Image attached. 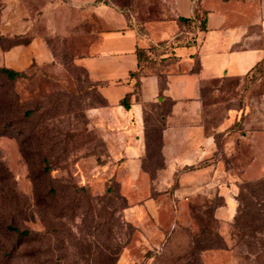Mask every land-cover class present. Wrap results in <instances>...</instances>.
I'll return each mask as SVG.
<instances>
[{"label": "rangeland", "instance_id": "374dc122", "mask_svg": "<svg viewBox=\"0 0 264 264\" xmlns=\"http://www.w3.org/2000/svg\"><path fill=\"white\" fill-rule=\"evenodd\" d=\"M50 2L59 0H0V33L27 24L25 38L41 36L51 54L5 85L9 106L0 93V264H264V63L223 92L204 87L206 104L222 102L205 107L206 126L227 115L233 121L231 140L227 130L215 133L211 159L236 188L232 198L214 187L188 198L176 193L188 167L162 171L158 141L135 181L124 163V115L104 110L101 91L76 61L96 53L106 10L122 14L151 46L153 65L167 60L171 48L195 42L200 0L191 6L197 19L185 26L173 0H94V10L48 9ZM159 112L149 114V130L159 129ZM226 200L232 216L219 217Z\"/></svg>", "mask_w": 264, "mask_h": 264}, {"label": "crops", "instance_id": "0c3cea01", "mask_svg": "<svg viewBox=\"0 0 264 264\" xmlns=\"http://www.w3.org/2000/svg\"><path fill=\"white\" fill-rule=\"evenodd\" d=\"M194 1L173 0L176 17L182 26L187 24L181 19L192 16ZM200 3L198 9L204 13L201 16L204 28L197 29L196 42L171 48L172 57L167 60L159 58L151 67L148 64L140 66L138 49L145 47V42L128 26L122 14L106 10L96 53L84 55L76 62L84 68L88 79L97 84L106 100L104 110L119 109L124 115L123 135L130 141L124 163L129 166L127 169H133L135 181L145 170L142 156L147 154L146 115L155 108L160 110V155L165 164L162 171L171 173L188 167L177 177L179 189L176 193L184 191L188 198H194L197 191L214 187L219 196L232 198L236 180L232 174L222 179L220 165L211 158L218 147L215 133H223L233 121L231 115H227L214 125L215 128L206 126L209 121L205 107L222 102L206 104L203 91L208 86L223 92L225 83L243 79L253 72L254 66L264 63V0H200ZM213 3L215 7L212 8ZM80 6L94 10V0H59L45 7L77 10ZM10 7H14L12 1ZM77 21L78 17L75 24ZM29 29L30 26L23 23L19 31L8 29L0 34L31 36ZM164 37L168 36H155V40L161 41ZM25 40L6 49L0 47V67L25 71L33 63L50 60L51 54L41 36ZM131 72H137L136 77H132ZM127 94H130V101L125 108L119 101ZM235 133L227 130L226 141ZM225 202L224 212L219 209V217L232 216L230 201Z\"/></svg>", "mask_w": 264, "mask_h": 264}, {"label": "trees", "instance_id": "16d2710c", "mask_svg": "<svg viewBox=\"0 0 264 264\" xmlns=\"http://www.w3.org/2000/svg\"><path fill=\"white\" fill-rule=\"evenodd\" d=\"M193 13H192V16L190 18H182L181 20L183 22H185V24H189V23L194 22L197 18H196L195 15H193ZM203 23H204V20L202 19L201 22H200V30L204 28ZM25 37H27V36H17L16 38H17L18 41H15V43H13L11 45L19 44L20 42L21 43L25 42L26 41ZM10 38L11 37L3 36V35L0 34V47L2 49H6V48H8V46L4 47V45L2 46L1 43H3V41L5 39L8 40ZM14 38L15 37H12V39H14ZM195 39L196 38H194L193 41L196 42ZM11 45H9V47ZM151 49H152L151 46L145 47L143 49H141V48L138 49V60L140 62V66L148 64L149 67H151L153 65L152 62H151L152 58L149 57ZM261 64H263V62L258 63L256 66H254V68L252 70L255 71L256 69H259ZM24 72L25 71H19V70H16V69H13V68H10V67H6V66L0 67V93H3L1 97L6 101V104L8 106L10 104V103H8V100H9L8 85L7 86H5V85L8 84V83L14 82V81H16L19 78H22L24 76ZM130 75L132 77H136L137 72H131ZM90 84L92 85V87H97L98 88L97 84H95V83H93L91 81H90ZM134 84L137 85V82H135ZM4 88H6V90ZM11 94H12V96L10 97V99H12V97L14 96L13 95L14 92L11 91ZM129 96H130V94H127L124 98H122L119 101L120 105H123L125 108H128L129 107V101H130ZM149 116L150 115H146V123H147V126H146L147 127V129H146V150H147V154L152 152V148L154 147L153 145H155V142H157V141L159 143V145H158V153L160 154V144H161V131L160 130H161V124L159 122L160 127H159L158 130L156 128H153V130L152 129L149 130V126H148L149 125L148 122H149V119H150ZM158 121H160L159 118H158ZM9 122H12V120L7 119L6 123L8 124ZM149 149H151V150H149ZM7 229L11 230L12 232H14V233H16L18 235H21V236L22 235L25 236V235H27L29 233L26 229H21L20 230L19 228L14 227V226H8Z\"/></svg>", "mask_w": 264, "mask_h": 264}, {"label": "bare ground", "instance_id": "6f19581e", "mask_svg": "<svg viewBox=\"0 0 264 264\" xmlns=\"http://www.w3.org/2000/svg\"><path fill=\"white\" fill-rule=\"evenodd\" d=\"M80 245V244H79Z\"/></svg>", "mask_w": 264, "mask_h": 264}]
</instances>
